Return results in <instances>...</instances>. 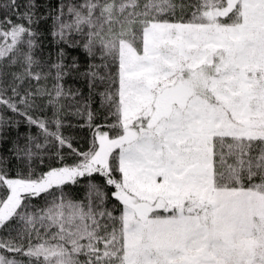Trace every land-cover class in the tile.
Segmentation results:
<instances>
[{
    "label": "snow or ice",
    "instance_id": "6c2138e0",
    "mask_svg": "<svg viewBox=\"0 0 264 264\" xmlns=\"http://www.w3.org/2000/svg\"><path fill=\"white\" fill-rule=\"evenodd\" d=\"M0 264H264V0L0 3Z\"/></svg>",
    "mask_w": 264,
    "mask_h": 264
},
{
    "label": "trees",
    "instance_id": "16d2710c",
    "mask_svg": "<svg viewBox=\"0 0 264 264\" xmlns=\"http://www.w3.org/2000/svg\"><path fill=\"white\" fill-rule=\"evenodd\" d=\"M4 0H0V3H3ZM40 3L43 5V10L48 9L49 4H56L57 0H40ZM51 20L44 24L41 28L43 32V36L41 37L43 41V49L45 57L51 53V60L49 61L54 62L56 59V44L53 41V38L49 35L48 29L51 27ZM71 51V55L78 58L80 63L82 64L81 71H84L86 65L84 63V54L82 51ZM54 81L49 79L47 82L42 81L41 84L51 89ZM65 89H71L75 91L76 89H80L84 94H87V87L84 78L79 77L76 73H73L71 76L65 77L64 81ZM42 107L38 109L36 112L33 113L34 116L39 117L40 119H44L47 121H51L53 119L58 118L62 122L61 126V133L62 135L67 138L73 148L77 151L84 152L89 149L91 146V141L93 137L94 129L88 127L87 116L86 113L84 115H77L75 114L76 111V103L71 98H65L61 100V103L64 105L62 111H60L57 116H53L55 109L49 105H47L46 99L40 102ZM94 107H96L94 105ZM8 116H12L11 113H8ZM15 120H21L20 117H15ZM94 123H103L101 120H96ZM102 130H106L102 129ZM39 130L35 127H30L27 125L26 122H21L18 128H13L9 133L11 139L15 140L17 135L21 138V142L23 138L28 135H37ZM10 146V145H9ZM61 155L65 158V163H73L74 159H76L73 155L70 154V150L64 148L61 152ZM51 163L52 166H61L60 161L55 157L54 152H50L45 155L44 162L39 164L40 169L47 170V165ZM70 190L74 194L80 193V186H70ZM39 202V201H37Z\"/></svg>",
    "mask_w": 264,
    "mask_h": 264
}]
</instances>
